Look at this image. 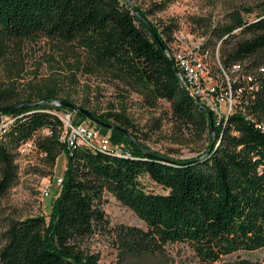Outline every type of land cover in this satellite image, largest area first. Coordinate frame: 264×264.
<instances>
[{
	"label": "trees",
	"instance_id": "obj_1",
	"mask_svg": "<svg viewBox=\"0 0 264 264\" xmlns=\"http://www.w3.org/2000/svg\"><path fill=\"white\" fill-rule=\"evenodd\" d=\"M262 9L252 20L237 11L230 13L226 22L211 29L204 46L211 45L213 51L218 47L225 66L255 57L264 64V3ZM39 34L80 45L94 68L111 73L150 106L158 100L168 102L172 117L199 134L206 132L209 144L196 158L172 160L148 151L154 155L150 157L122 115L91 111L126 129L139 146L123 131L100 127L80 112L59 106L54 109L72 111L113 142L122 143L126 153L115 155L84 145L67 149L59 138L62 120L49 106L55 98L51 91L19 98L12 87L1 89L0 108L44 102L7 112L16 119L0 136V196L14 179L10 150L43 127L50 129V139L39 140L38 150L51 165L59 151L64 152L66 168L49 218L29 216L9 225L0 264H98L85 241L108 224L104 203L109 197L145 225L118 226L115 235L125 256L181 243L201 261L213 263L237 251L264 248V76L254 78L250 93L244 92L233 113L219 120L212 117L211 129L207 114L181 86L174 63L165 54L169 36L164 40L155 34L143 12L133 13L126 0H0L3 38ZM143 177L165 192L148 189Z\"/></svg>",
	"mask_w": 264,
	"mask_h": 264
},
{
	"label": "rangeland",
	"instance_id": "obj_2",
	"mask_svg": "<svg viewBox=\"0 0 264 264\" xmlns=\"http://www.w3.org/2000/svg\"><path fill=\"white\" fill-rule=\"evenodd\" d=\"M130 1L137 12H143L144 20L155 34H160L164 40L169 36L168 49L199 46L197 58L205 66L206 75H219L215 86H226L227 80L231 82L238 72H232V64L225 66L220 58L219 62H206L212 46L205 47L203 43L210 37L211 29L226 22L234 11L252 20L262 14L264 3V0ZM168 27L169 32L165 34ZM181 34L185 41L177 38ZM260 61L257 57L245 59L239 64V72L259 77L257 69L264 67ZM219 65L227 72L224 83ZM245 65L249 68L245 69ZM6 87H12L19 98L36 94L38 90L51 91L56 99L49 101V106L55 113L59 100H65L96 114H120L132 123L134 133L147 151L172 160L196 158L209 144L206 132L199 134L193 126L184 125L172 117L168 102L158 100L150 106L139 93L116 81L111 73L94 68L89 53L76 43H63L40 34L15 40L0 35V90ZM73 118L89 125L74 112ZM17 148L18 145L10 150L13 182L0 196V249L5 242V232L13 221L35 215L44 216L46 220L49 218L59 192L57 179L62 178L66 168V155L62 151L51 165L40 152L23 155ZM2 174L3 167L0 166V180ZM142 182L150 190L165 192L148 177H143ZM104 210L108 224L85 241L88 251L98 257V264H264V248L252 252L237 251L216 262L206 263L189 246L181 243H166L143 255L125 256L115 235L118 226L145 228V225L113 197L104 203Z\"/></svg>",
	"mask_w": 264,
	"mask_h": 264
},
{
	"label": "built area",
	"instance_id": "obj_3",
	"mask_svg": "<svg viewBox=\"0 0 264 264\" xmlns=\"http://www.w3.org/2000/svg\"><path fill=\"white\" fill-rule=\"evenodd\" d=\"M177 38L185 41L183 34ZM199 46H191V49H166L165 53L170 55V60L177 67L178 72L183 73L186 84L190 86L191 94H195L197 102L205 107L215 118L219 120L233 113L237 103L242 98L245 91L250 93V87H253L254 77L243 76L239 72V64H232L231 71L238 72L235 79L227 80L226 86H215L217 77L215 75H206L205 66L196 67V51ZM212 60L219 62L218 50H212L211 55L207 56L206 62ZM219 74L222 82H226L227 72L219 65ZM264 76V71L259 69V77ZM237 83L238 86H234ZM220 85V84H219ZM56 106V105H55ZM59 107V106H56ZM55 110V109H54ZM56 115L61 119L67 120V130L65 136V144L67 149H72L81 143H103L116 149L124 150L122 143L113 142L108 134L101 133L97 128L90 125H85L81 122H76L73 118V112L67 109L56 110ZM16 116L9 113H1L0 115V132L4 130L8 123L14 122ZM51 131L48 128H41L33 136L25 141H22L17 148L20 154L26 155L33 151H38L43 155V151L38 150L37 142L42 139H50ZM62 178L57 179V187L60 189ZM46 195H49L48 186H46Z\"/></svg>",
	"mask_w": 264,
	"mask_h": 264
},
{
	"label": "water",
	"instance_id": "obj_4",
	"mask_svg": "<svg viewBox=\"0 0 264 264\" xmlns=\"http://www.w3.org/2000/svg\"><path fill=\"white\" fill-rule=\"evenodd\" d=\"M126 2L129 4V6H130L131 10L133 11V13L138 14L136 8L131 3V1L130 0H126ZM144 22H146V21L144 20ZM174 70H175V74L177 75L178 74V69H177V67L175 65H174ZM58 103H59L60 106H63V107H66V108H70L71 110H73L75 112H80L81 114H83L87 118V120L91 121L95 125H98L100 127H103V128L109 129V130L114 129V130L123 131L125 134H127V136H129L131 139H133V137L130 135V133L126 129H124V128L118 126V125H115L113 123H109V122H105V121L100 120L96 115H94L93 113H91L87 109H84V108H82V107H80V106H78L76 104H73V103L65 101V100H59ZM40 104H43V103L42 102H24V103H19V104H13V105H9V106L0 108V112L1 113H6V112H9V111H12V110H16V109L36 107V106H39ZM197 104L207 114L209 122H210V127H211V129H213V121H212L211 113L205 107L201 106L199 103H197ZM133 141H134L135 144H137L139 146V143L135 139H133ZM213 144H214V139H212V141H211V147L213 146ZM144 152H145L146 155H148L150 157L154 156L152 153H149L147 150H145Z\"/></svg>",
	"mask_w": 264,
	"mask_h": 264
},
{
	"label": "bare ground",
	"instance_id": "obj_5",
	"mask_svg": "<svg viewBox=\"0 0 264 264\" xmlns=\"http://www.w3.org/2000/svg\"><path fill=\"white\" fill-rule=\"evenodd\" d=\"M166 56L170 59V55L168 53H165ZM198 54L196 53V67H203L201 62L199 61V59L197 58ZM261 69V71H264V67H261L259 68ZM259 69H257L258 71V74H259ZM240 71V70H239ZM243 76H250V77H253L251 76L250 74H246V75H243ZM177 77H178V80L181 84V86L184 88V90L189 94V96L196 102H197V97L195 96V94H191V90H190V86L186 84V81L184 79V76H183V73L181 72H178L177 74ZM255 78V77H254ZM200 104V103H199ZM201 105V104H200ZM58 106L59 103H58ZM202 106V105H201ZM0 115H1V112H0ZM59 118L60 116L57 115ZM228 116V115H227ZM61 119V118H60ZM62 120V128H61V131H60V140L65 144V136H66V130H67V120L66 119H61ZM11 123H8L6 128L4 130H2L0 132V136L3 135L6 131V129L10 126ZM66 147H67V144H65ZM87 146V147H91V148H98V149H101L103 151H107V152H110V153H113L115 155H121L122 153H126L124 150H119V149H116V147H111L109 145H106V144H103V143H81V144H78L77 146ZM77 146H73L72 148H75Z\"/></svg>",
	"mask_w": 264,
	"mask_h": 264
}]
</instances>
